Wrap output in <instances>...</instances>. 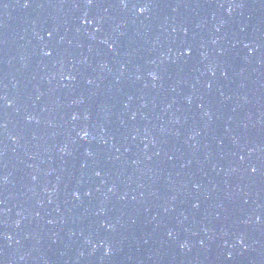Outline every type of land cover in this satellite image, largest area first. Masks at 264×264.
<instances>
[{
  "label": "water",
  "instance_id": "obj_1",
  "mask_svg": "<svg viewBox=\"0 0 264 264\" xmlns=\"http://www.w3.org/2000/svg\"><path fill=\"white\" fill-rule=\"evenodd\" d=\"M0 264H264V0H0Z\"/></svg>",
  "mask_w": 264,
  "mask_h": 264
},
{
  "label": "snow or ice",
  "instance_id": "obj_2",
  "mask_svg": "<svg viewBox=\"0 0 264 264\" xmlns=\"http://www.w3.org/2000/svg\"><path fill=\"white\" fill-rule=\"evenodd\" d=\"M93 2V0H88V3L91 4ZM31 3V0H24V7H29ZM145 11V9L141 8L140 12L143 13ZM48 55H51V53H48ZM75 119V117H73ZM257 171L256 168H252V172L255 173ZM110 252V250H109Z\"/></svg>",
  "mask_w": 264,
  "mask_h": 264
}]
</instances>
